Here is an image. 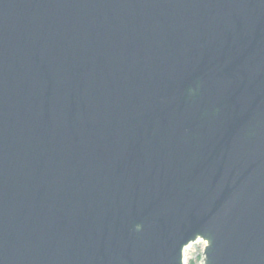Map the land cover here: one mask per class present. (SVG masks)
I'll list each match as a JSON object with an SVG mask.
<instances>
[{
  "label": "water",
  "instance_id": "water-1",
  "mask_svg": "<svg viewBox=\"0 0 264 264\" xmlns=\"http://www.w3.org/2000/svg\"><path fill=\"white\" fill-rule=\"evenodd\" d=\"M264 264V0H0V264Z\"/></svg>",
  "mask_w": 264,
  "mask_h": 264
},
{
  "label": "rangeland",
  "instance_id": "rangeland-1",
  "mask_svg": "<svg viewBox=\"0 0 264 264\" xmlns=\"http://www.w3.org/2000/svg\"><path fill=\"white\" fill-rule=\"evenodd\" d=\"M204 245V242L201 240L190 244L184 253L185 264H202V251Z\"/></svg>",
  "mask_w": 264,
  "mask_h": 264
}]
</instances>
